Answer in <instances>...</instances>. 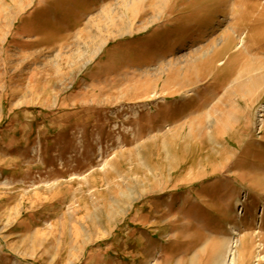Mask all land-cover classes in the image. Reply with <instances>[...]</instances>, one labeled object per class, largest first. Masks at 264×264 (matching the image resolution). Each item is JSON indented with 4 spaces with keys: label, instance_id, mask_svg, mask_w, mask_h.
I'll return each instance as SVG.
<instances>
[{
    "label": "rangeland",
    "instance_id": "374dc122",
    "mask_svg": "<svg viewBox=\"0 0 264 264\" xmlns=\"http://www.w3.org/2000/svg\"><path fill=\"white\" fill-rule=\"evenodd\" d=\"M233 252L264 264V0H0V264Z\"/></svg>",
    "mask_w": 264,
    "mask_h": 264
},
{
    "label": "bare ground",
    "instance_id": "6f19581e",
    "mask_svg": "<svg viewBox=\"0 0 264 264\" xmlns=\"http://www.w3.org/2000/svg\"><path fill=\"white\" fill-rule=\"evenodd\" d=\"M160 3H161V0H158ZM163 2V1H162ZM163 5V4H162ZM156 7V6H155ZM150 8H151V10H153V6L151 5L150 6ZM155 11V10H154ZM159 12V11H158ZM157 13V12H156ZM134 17V16H133ZM117 25H118V23H117V20L115 21L114 20V18H111V19H108V24L107 25H105L104 27L105 28H107V30H117ZM125 24L123 23V25L122 26H124ZM124 30H126L127 29V27L125 26L124 28H123ZM237 31V30H236ZM119 33V32H118ZM227 36V35H226ZM169 36H166L165 37V39L166 38H168ZM229 37V36H228ZM234 39V38H233ZM228 41L229 42H231L230 41V39L228 38V40L227 41H225L224 42V44H222V46L217 50V52H215V53H213L209 58H201V54L205 51V49H206V47L204 48V47H199L198 48V50H196V52H194V53H192L193 54V56H192V58L191 59H212V61H207V62H204V63H202L204 66H203V68H205V66H206V68L207 69H211V66L215 63V61L218 59V58H220V56L221 55H223V54H225V53H228L229 51H230V47H231V44H228ZM231 49H232V47H231ZM188 59V58H187ZM221 59V58H220ZM229 59H237V55H233V56H231ZM200 67H201V65H200ZM192 70V69H191ZM189 71V70H188ZM191 72V71H190ZM206 72H207V70H206ZM206 72H204V73H199V75L198 76H201V77H203L204 75H206ZM172 78H180V75H177V74H175V75H173V77ZM189 79H192V78H195V77H191V76H189L188 77ZM197 78H199V77H197ZM181 84L183 83V84H185L186 82H187V78H186V76L184 75V76H182L181 78ZM167 80H169V79H167ZM176 80V79H175ZM180 81V80H179ZM197 81V80H196ZM195 81V82H196ZM170 83V82H169ZM176 83V82H175ZM174 83V84H175ZM164 84H167V83H164ZM163 84V85H164ZM171 84V83H170ZM180 84V85H181ZM191 84V83H190ZM195 84V83H194ZM187 85V84H186ZM177 86V85H176ZM146 88L144 89V90H146V89H148L149 88V86H148V84L145 86ZM186 87V86H185ZM184 88V87H183ZM235 252V251H234ZM234 252L231 254V261H230V264H234L235 263V256H234Z\"/></svg>",
    "mask_w": 264,
    "mask_h": 264
}]
</instances>
